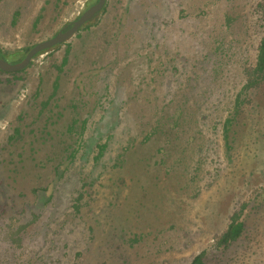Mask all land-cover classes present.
Returning <instances> with one entry per match:
<instances>
[{
  "label": "rangeland",
  "instance_id": "374dc122",
  "mask_svg": "<svg viewBox=\"0 0 264 264\" xmlns=\"http://www.w3.org/2000/svg\"><path fill=\"white\" fill-rule=\"evenodd\" d=\"M96 1L0 0V52ZM263 24L264 0H106L0 71V264H264V83L244 90Z\"/></svg>",
  "mask_w": 264,
  "mask_h": 264
},
{
  "label": "trees",
  "instance_id": "16d2710c",
  "mask_svg": "<svg viewBox=\"0 0 264 264\" xmlns=\"http://www.w3.org/2000/svg\"><path fill=\"white\" fill-rule=\"evenodd\" d=\"M232 22H233V19H231V17L229 16H226V19H224L225 28L229 29ZM86 25H89V23H87ZM215 50L219 53L220 57L221 56L226 57L227 52H225L221 47L217 46ZM28 51L29 50H27L25 54L21 52L3 54L0 52V58L5 61L8 60V62L10 63H17L25 57ZM44 52H47V51H44ZM247 77L248 78L244 85V90H249L261 83H264V24H263V34L260 38L259 45L257 47V53L255 55L254 63L250 67ZM56 86L57 84L55 83L54 87L56 88ZM241 104L242 102L240 101V96L236 97L234 101L235 109H234L233 114H231L232 118H234L237 115ZM181 117H182L181 112H178L170 118L173 129L179 125ZM157 120L159 121V119ZM231 120H232L231 118L224 120L223 127L225 129L226 135H227V132L229 131V127L231 126ZM244 230H245V224H244V221L242 220L241 213H235L230 218V222L227 225L226 230L218 239L217 247L222 249L223 251L229 249L234 243L239 241V239L244 233ZM190 264H206V252L202 251L196 256H194Z\"/></svg>",
  "mask_w": 264,
  "mask_h": 264
},
{
  "label": "water",
  "instance_id": "95a60500",
  "mask_svg": "<svg viewBox=\"0 0 264 264\" xmlns=\"http://www.w3.org/2000/svg\"><path fill=\"white\" fill-rule=\"evenodd\" d=\"M105 5L106 0H97L64 31L59 32L47 41L40 42L31 47L21 61L17 63H10L0 58V71L7 74H15L24 71L28 68L34 57L44 51L51 50L58 45L66 43L70 38L75 36L83 26L89 23L95 15L103 10Z\"/></svg>",
  "mask_w": 264,
  "mask_h": 264
}]
</instances>
